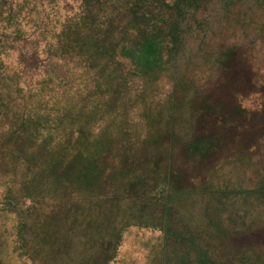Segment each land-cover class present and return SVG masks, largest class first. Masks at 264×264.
<instances>
[{
  "label": "rangeland",
  "instance_id": "obj_1",
  "mask_svg": "<svg viewBox=\"0 0 264 264\" xmlns=\"http://www.w3.org/2000/svg\"><path fill=\"white\" fill-rule=\"evenodd\" d=\"M176 1L166 0L169 8L154 10L168 39L176 36V46L165 47L161 67L140 78L128 74L129 65L117 57L105 56L88 68L79 57L60 52L81 38L89 46L117 45L124 37L122 14L110 34L101 14L99 28L88 27L82 0H0V89L3 83L18 89L15 110L22 112L51 95L63 105L97 85L121 91L126 84L123 102L131 101L130 107L106 116L90 138L141 140L153 122V136L162 129V137L168 136L169 127L177 145L191 135L193 102L224 84L220 62L234 47L256 90L235 93L233 100L247 112H260L264 0H196L180 14ZM33 44L42 62L25 67L22 58ZM99 51L90 54L97 57L103 54ZM48 77L59 85L47 86ZM27 150L9 153L0 145V264H195L198 246L221 264H264V134L247 148H229L210 164L186 165L191 186L181 192L163 180L168 161L157 168L153 150L114 181L116 191L108 188L103 194L47 180L41 169L47 154L41 148ZM242 235L245 239L236 242ZM220 237H226V249L234 240L231 246L242 254L226 255ZM114 241L117 252L107 263Z\"/></svg>",
  "mask_w": 264,
  "mask_h": 264
},
{
  "label": "trees",
  "instance_id": "obj_2",
  "mask_svg": "<svg viewBox=\"0 0 264 264\" xmlns=\"http://www.w3.org/2000/svg\"><path fill=\"white\" fill-rule=\"evenodd\" d=\"M193 1L196 0H177L174 7L176 13L180 14L186 8L192 7ZM82 3L85 8L82 19H89L88 23L91 25L88 27L92 30L99 28L100 21L97 20L103 18L109 33L113 34L118 28L115 25L116 15L122 14L121 19L124 16L126 19L125 24L119 28L120 37H124L117 45L110 43L105 46L98 43L89 46L88 42L81 38L61 48V54L79 57L88 68L98 66L105 56L114 61L117 57V61L129 65L128 74L148 78L161 67L165 47L170 50L176 46V36L172 41L168 39L169 35L160 27L163 21L158 16V11L154 13L155 9L169 8L166 0H82ZM97 14H101L99 19ZM65 34L66 32L63 36H66ZM93 49L106 55L93 57V54H90ZM239 57L240 50L234 47L223 52L219 70L224 77V84L193 102L191 135L187 140L179 141L177 145L170 137L169 127L168 136L162 137L163 129L156 131V136H153L150 128L153 127V122L148 123L149 132L141 140H138L139 137H135L133 141L130 137L121 136L110 141L104 135L90 138L92 128L99 126L106 116L117 115L124 105L126 108L130 107L127 104L131 101L123 102L126 84L122 89L124 93L122 90L106 88L100 84L92 93L77 100L70 98L63 105L51 95L42 101L39 107L21 112L15 110L20 100L18 89L11 88V85L6 83H3L0 89V127L8 125L9 128L6 131L0 130V145L9 153L20 149L26 153L27 148H41L47 154L41 165L47 180H54L61 186L76 187L77 192L97 191L102 194L108 188H114L116 191L114 181L125 176L124 173L134 171L128 168L144 163L153 150V163L157 168L163 160L168 161L167 175L163 180L172 189L181 192L191 186L186 165L210 164L229 148H247L264 134V103L260 112H247L233 100L235 93L244 94L256 90L251 83L250 69ZM22 61L25 67L31 68L42 62L35 50V44L32 52L23 57ZM43 83L48 86L59 85L60 82L48 77ZM44 92L50 91L46 89ZM259 92L264 96V86L259 88ZM99 103L105 108L98 107ZM122 111L127 114L123 108ZM143 117H146V114ZM35 163L37 164V161ZM244 236L237 238L236 242ZM225 239L226 237H220L219 243L223 245L226 255L242 254L231 246L234 240L230 241V249H226ZM109 244L111 255L107 258V263L115 256L118 241ZM219 263L205 247L198 246L195 264Z\"/></svg>",
  "mask_w": 264,
  "mask_h": 264
}]
</instances>
